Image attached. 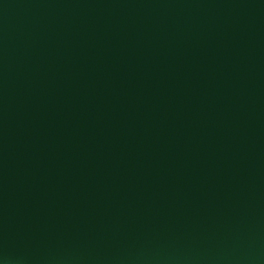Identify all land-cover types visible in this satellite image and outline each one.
I'll return each mask as SVG.
<instances>
[{
  "label": "water",
  "instance_id": "1",
  "mask_svg": "<svg viewBox=\"0 0 264 264\" xmlns=\"http://www.w3.org/2000/svg\"><path fill=\"white\" fill-rule=\"evenodd\" d=\"M0 264H264V0H0Z\"/></svg>",
  "mask_w": 264,
  "mask_h": 264
}]
</instances>
